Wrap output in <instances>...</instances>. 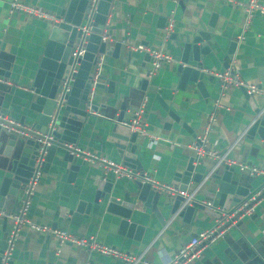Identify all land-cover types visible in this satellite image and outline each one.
<instances>
[{
  "label": "crops",
  "instance_id": "1",
  "mask_svg": "<svg viewBox=\"0 0 264 264\" xmlns=\"http://www.w3.org/2000/svg\"><path fill=\"white\" fill-rule=\"evenodd\" d=\"M9 1L0 0V71L9 74V78L0 76V114L28 128L34 117L29 109L32 95L26 85L37 70L48 28L53 23L22 13L9 15ZM68 1L21 0L54 17ZM230 1L232 3L221 0H112L104 32L109 37L108 44L120 43L119 53L115 58L102 57L99 84L90 99L96 113L86 117L74 147L122 165L114 145L108 141L109 128L120 112L123 121L127 122L131 113L142 107L144 129L154 139L137 135L136 158L142 171L151 179L173 186V176L183 171L192 156L186 146L203 134L207 117L212 113L214 121L207 133V147L216 155L224 154L225 159L236 165L264 169V148L260 140L256 135L247 139L243 134L252 121V109L239 89H229L221 95L216 80L209 75L224 70L232 60L239 79L256 86L258 69L264 65V18L258 13L253 14L244 27V16L238 4L247 0ZM259 1L264 6V0ZM211 14L217 15L214 36H218V50L208 53L201 62L204 91L199 93L188 87L181 90L172 59L179 55L183 43L191 41L196 30L206 27ZM168 19L172 31L167 36L164 27ZM231 39L236 45L233 53L227 56L226 43ZM137 46L169 56L171 61L149 75V58L143 52L130 50ZM142 81L146 82L143 89ZM255 100L259 103V99ZM215 104L221 108H215ZM77 163L82 161L78 159ZM5 164L0 156V184L5 176ZM212 164L213 160L209 158L195 163L193 172L200 174L201 179L198 183L188 184L186 191H194V200L209 201L216 206L215 192L219 181H209V178L203 181ZM236 165L232 166L236 172L234 178L239 180L241 187L248 189V193L251 192L262 178L253 179L239 173ZM100 171L96 165H79L74 182L76 189L81 192L89 189L92 194ZM221 171L220 166L218 174ZM105 173L114 178L110 172ZM64 179L62 168H58L55 161L41 173L26 213L29 221L46 229H52L54 223L55 229L77 237H92L97 244L140 257L145 264H162L190 238L215 223L216 218L194 210L187 224L181 218L167 224L170 215L166 208L160 211L163 224L155 217L151 218L149 210L139 209L141 213H137L138 218L133 221L141 228L136 231L135 227L123 235L117 233L118 219L103 210L97 215H83L77 225H72L71 220L54 216ZM114 180H117L118 188L130 182L125 178ZM21 192L20 189L14 200L1 201L0 197L3 214L0 217V248L10 225L8 215L18 207ZM78 199L86 200L83 194ZM90 256L93 264H126L68 243L58 244L53 236L24 226L19 230L9 261L10 264H87ZM191 264H264V197L256 203L251 216L238 221L214 244L202 248Z\"/></svg>",
  "mask_w": 264,
  "mask_h": 264
},
{
  "label": "water",
  "instance_id": "2",
  "mask_svg": "<svg viewBox=\"0 0 264 264\" xmlns=\"http://www.w3.org/2000/svg\"><path fill=\"white\" fill-rule=\"evenodd\" d=\"M111 1L98 0L90 16L89 0H69L56 15L58 22L48 28L37 70L31 82L26 85L32 95L29 109L34 119L30 121L29 128L33 132L29 137H17L0 131V156L6 161L3 167L5 176L0 184V197L1 201L18 198V192L20 189L22 191L27 179L33 173L34 161L38 156V139H42L43 135L47 134L49 130L47 123L52 118L50 132L52 142L43 157L41 173L46 172L50 163L55 161L65 175L54 216L66 221L71 220L72 225H77L83 215H97L100 210H103L118 219L117 233L123 235L131 232L135 227L136 231L141 228L133 221L138 218L137 213H141L139 209L149 210L150 217H155L163 224V221H160L162 217L160 211L169 208L171 216L183 199L177 195L168 197L155 192L149 188L148 184L139 180H128L130 181L128 184L118 188L117 180L107 177L103 170L100 171L92 194L89 189L82 192L76 189L74 182L79 165L83 162L78 164V159L68 153L66 145L76 144L86 117L96 113L95 107L90 104L94 92V90L92 93L90 91V74L97 56L115 58L119 53L120 43L114 42L110 45L100 42ZM216 19L217 15L211 14L206 27L203 30H196L191 41L183 43L179 47V55L172 59L176 64L175 73L178 77V88L181 90L188 87L201 93L204 89L201 62L208 53L213 54L218 50V36H214ZM88 26V35L83 37L84 52L76 61L77 68L70 83L69 92L61 97L62 84L65 83L72 65L70 53L82 39V28ZM235 45L233 39L227 40V56L233 53ZM0 76L9 78L8 73L1 71ZM257 80L256 87L259 94L249 96L244 89L240 88L239 91L253 113L252 121L246 126L245 137L251 139L256 135L264 148V65L258 69ZM145 86L146 82L142 81V89ZM255 98L259 99V103ZM256 115L258 117L254 119ZM123 122L126 121H123L120 112L109 128L108 141L114 145L123 166L133 173L143 172L135 154L137 134L130 132L126 126L122 125ZM194 165V157L190 156L183 171L173 176V185L178 190L185 191L188 184L198 183L201 179L200 174L193 172ZM221 167V173L218 174L215 170L208 180L219 181L215 192L216 206L221 211H227L248 194V189L241 187L239 180L234 178L236 172L232 166L222 165ZM250 178L254 179V177ZM80 194H83L86 200L78 199ZM194 210L214 218L218 217L217 214L205 210L198 201L193 199L190 206L180 211L177 218H181L182 222L187 224ZM55 227L53 223L51 228L55 229ZM9 229L10 225H8V232ZM5 242L6 239L2 242L0 254L5 248ZM7 264H10V261ZM87 264H93L91 256Z\"/></svg>",
  "mask_w": 264,
  "mask_h": 264
},
{
  "label": "built area",
  "instance_id": "3",
  "mask_svg": "<svg viewBox=\"0 0 264 264\" xmlns=\"http://www.w3.org/2000/svg\"><path fill=\"white\" fill-rule=\"evenodd\" d=\"M98 0H89V12L90 16L92 15L96 3ZM223 2H230V0H221ZM242 9V15L244 16L243 26H247L253 16L257 14L264 18V6L260 5L259 0H247L244 4L240 5ZM239 8V7H238ZM12 13H22L28 17H34L37 19L46 20L48 23H57L58 20L51 14L44 13L43 11L25 5L21 0H10L8 3V14ZM89 26L82 28V39L78 46L73 48L70 53L72 58V65L69 71V75L64 84H62L60 95L61 97L66 95L69 92L70 83L72 82L73 75L76 72L77 60L83 54V46L85 45L84 36L88 35ZM164 32L168 36L172 31V24L170 19L167 20L166 26L164 27ZM241 38L239 37V40ZM100 42L107 44L109 42V37L103 32L100 37ZM132 52L136 53H145L150 62L149 75L156 73L163 64H168L171 59L169 56L163 55L154 50H149L147 47L137 46L130 48ZM102 57L98 55L94 66L91 68V84L90 91L93 92L94 88L99 84V73L100 67L102 64ZM228 64L227 68L220 72L209 73L218 84V89L223 95L225 91L229 89H244L245 93L249 96H254L259 94V90L255 85L247 84L242 82L237 74L236 69L234 68L233 61ZM63 103V100H61ZM215 108H221L219 105L215 104ZM227 110V109H225ZM143 113L142 107L137 108L131 113L130 120L123 122V126H126L130 132L135 133L140 136H146L149 139L151 138L144 129V123L141 121V115ZM95 115V113H93ZM98 116V114H96ZM258 115L254 117L257 118ZM52 118L48 120L47 126L49 128L47 134L43 135L42 139H38L39 148L38 156L34 161V170L33 173L27 179L25 185L23 186L21 192V200L18 207L8 215L10 229L6 237L5 248L0 254V263L7 264L10 260V254L13 250L14 242L18 236L19 230L21 227H29L36 232L46 233L53 236L58 244L68 243L75 247L85 249L86 251H91L110 257L112 259H117L125 262L126 264H145L144 261L140 260V257H133L130 255L123 254L116 249L109 248L103 245H99L92 237H77L72 235L64 230L60 229H46L38 225H33L29 219L26 217L27 210L29 208V203L31 196L33 195L37 182L41 176V168L43 164V157L46 153V150L50 147L52 142V137L50 136ZM214 121V115L211 113L207 117V122L205 123L204 132L201 136L195 137V140L190 145L186 146L187 149L192 153L195 163H200L203 159L209 158L213 160L212 166L207 171L206 175L203 178V181L210 178V176L217 170L220 166L231 167L236 165L234 161L225 159V155H216L213 149L207 147V133L210 130L212 122ZM0 131L5 134L17 136V137H29L33 130L29 127L26 128L20 123H17L11 119L5 118L0 114ZM245 134V133H243ZM66 149L71 156L76 157L81 160L83 163L90 165H96L100 170L104 172H110L115 179L125 178L127 180H139L142 183L149 185V188L155 192L162 193L168 197H173L175 195L181 197V201L178 205L176 211L170 216V219L167 221V224L170 223L173 219L177 218L180 211H182L186 206H190L193 201L194 191H180L174 185H168L163 183L155 182L151 177L145 172L133 173L131 170L126 169L120 163L117 164L111 160L97 157L93 154L81 151L80 149L66 145ZM237 170L239 173H245L249 177L262 178L261 183L251 192H249L245 197H243L239 203L234 207L230 208L227 211H221L220 208L214 206L209 201H200L199 204L207 211L217 214L218 217L214 220V225L205 231L198 233L196 236L189 239V241L183 245L180 249L174 253L171 258H168L162 264H191V262L196 259L202 248L208 247L209 245L214 244L217 240L221 239L225 233L229 231L232 227L238 223L244 217H249L253 213L254 206L256 203L264 197V169L257 168L255 166H249L245 164H237ZM202 181V182H203ZM0 211V217L2 216Z\"/></svg>",
  "mask_w": 264,
  "mask_h": 264
}]
</instances>
